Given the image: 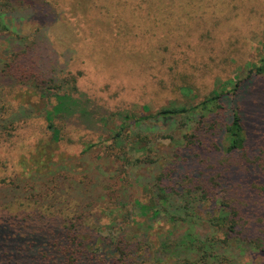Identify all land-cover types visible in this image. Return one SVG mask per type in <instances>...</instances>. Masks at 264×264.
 Returning <instances> with one entry per match:
<instances>
[{"label": "rangeland", "instance_id": "obj_1", "mask_svg": "<svg viewBox=\"0 0 264 264\" xmlns=\"http://www.w3.org/2000/svg\"><path fill=\"white\" fill-rule=\"evenodd\" d=\"M46 1L42 12L3 14L0 24L19 35L22 50L36 43L54 77H72L77 90L105 107L110 119L98 131L56 120L59 134L53 141L43 117L45 99L30 89H5L6 114L14 115L22 105L19 118L30 116L0 133V212L31 217L92 209L99 213L104 235L116 233L113 223L139 230L131 219L144 221L147 183L169 158L174 141L160 138L169 132L151 130L148 147L153 150L145 155L132 136L140 126L132 125L114 142L119 114L189 106L244 78L260 56L264 0ZM37 2V8L43 6ZM243 87L246 113L260 112L264 123V76ZM258 130L264 132L253 123L251 131ZM172 138L181 139L178 132ZM94 142L88 153H81ZM94 177L99 182L92 189L85 184ZM6 187L16 188L9 195ZM113 191L131 201L111 202ZM122 202L125 209L115 208ZM204 217L198 220L202 227L208 222Z\"/></svg>", "mask_w": 264, "mask_h": 264}, {"label": "trees", "instance_id": "obj_2", "mask_svg": "<svg viewBox=\"0 0 264 264\" xmlns=\"http://www.w3.org/2000/svg\"><path fill=\"white\" fill-rule=\"evenodd\" d=\"M37 3L0 0V16L33 8L44 11L47 1L42 0L40 8ZM18 39L0 24V133H9L16 122L29 119L27 114L19 118L22 105L14 115L6 114L4 90L15 88L33 90L45 99L43 117L53 141H58L56 120L91 131L106 124L110 114L105 107L78 91L72 77H54L36 43L22 50ZM262 76L264 40L258 62L231 86L215 89L189 106L137 116L119 114L114 142L132 125L140 126L132 136L144 146L145 155L153 150L148 147L151 130L169 132L160 138L174 141L169 158L147 183L148 199L141 202L144 221L131 219L139 230L128 229L122 221L125 227L113 223L116 233L104 235L99 213L92 209L36 212L31 217L1 211L0 264H264V132L251 131L253 123L264 128L263 115L247 114L242 101L243 86ZM175 132L181 139L172 138ZM96 143L87 144L81 153H88ZM98 182L94 177L85 185L93 189ZM15 188L5 191L12 194ZM116 192L108 196L111 202L131 201ZM120 206L115 208L125 209L127 203ZM203 213L202 219L208 221L204 227L198 224Z\"/></svg>", "mask_w": 264, "mask_h": 264}]
</instances>
